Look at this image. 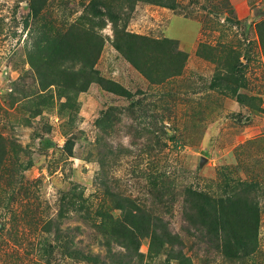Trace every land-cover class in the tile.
<instances>
[{
    "label": "rangeland",
    "instance_id": "1",
    "mask_svg": "<svg viewBox=\"0 0 264 264\" xmlns=\"http://www.w3.org/2000/svg\"><path fill=\"white\" fill-rule=\"evenodd\" d=\"M99 2L120 30L149 41L141 66L168 73L148 77L117 49ZM30 4L0 0V264H264V0H47L42 19L81 26L74 35L98 50L95 68L131 94L93 82L72 100L61 83L39 81L48 44ZM235 53L244 101L220 79ZM44 72L57 80L56 65ZM228 181L257 184L249 253L224 252L187 219V188L220 193ZM109 191L157 214L183 244L155 253L147 235L108 240L103 214H126Z\"/></svg>",
    "mask_w": 264,
    "mask_h": 264
},
{
    "label": "trees",
    "instance_id": "2",
    "mask_svg": "<svg viewBox=\"0 0 264 264\" xmlns=\"http://www.w3.org/2000/svg\"><path fill=\"white\" fill-rule=\"evenodd\" d=\"M47 0H31V11L39 20L34 22L35 31H39L40 38H44L48 44L46 46L44 55L47 57L45 65L40 64L35 68L39 81L47 84L61 83L59 86L67 92V96L72 100L71 91H84L87 89L89 84L93 82L100 83L104 88L111 92H115L124 96H130V92L121 86L119 83L103 77L99 71L95 68L98 50L92 48L91 43H86L85 39L81 37H75L74 32L82 30L81 26L73 25L66 30H61L53 21H44L41 17V11L45 8ZM100 3V2H99ZM163 3V2H162ZM175 6V2L169 3ZM103 8L98 7L95 15L96 16H107L115 23V39L114 43L124 55L127 57L136 67H138L145 75L153 78V73L156 72L157 68L153 65V68L145 66L143 68L140 61L143 60V55L146 51L145 45L149 41L143 42L144 36L139 34H133L128 31L120 30L118 27L117 14H111V7L107 3H100ZM45 18V17H43ZM46 19V18H45ZM264 23V22H262ZM259 34L261 39H264V30L259 27ZM52 37V38H51ZM39 38V39H40ZM100 46H98L99 48ZM84 51H81V50ZM70 59H66L67 53H76ZM80 52L84 55L82 60H78ZM232 60L228 57L224 62V74L220 79H225V86L220 83L219 85L224 86L232 91V95H236L241 101L246 98L241 95L239 89L244 87V83L240 82L237 77V63L240 61L239 54L235 53L232 55ZM64 60L66 63L70 60V68L74 61H79V67L70 71L65 70L60 66V63ZM159 60L163 61L162 58ZM81 61V62H80ZM147 63V60H143ZM156 63V61H154ZM160 62H158V65ZM56 65V79L51 80L45 77L46 74L44 69L49 66ZM75 65V63H74ZM151 69V71H150ZM157 73V72H156ZM166 73L168 71L166 70ZM166 73H157V75H164ZM221 74V73H220ZM236 75V76H235ZM45 79H49L53 82H44ZM163 77V76H162ZM160 80V79H158ZM59 81V82H58ZM61 81V82H60ZM233 83L230 85L229 83ZM216 85V84H215ZM73 94V93H72ZM250 100L252 96L248 97ZM66 149L69 154L73 153L74 141L68 138L66 141ZM166 174L160 173L157 176L160 177L161 187H165ZM153 177V174L151 175ZM225 188L220 193H211L204 190H198L193 188H187L184 191V197L187 205V219L197 226L203 228L204 233L208 238H214L217 245L220 246L222 243V250L229 253H249V248L253 245H257L255 242L257 239V231L260 224V195L257 189V184L247 182H237L235 186L231 183L225 182ZM109 195H113L112 198L117 208L125 211L126 214L122 218L114 219L111 214H103V227L107 239H115L117 242H137L139 236L147 235L152 239V252L157 253L162 246H169L173 248L176 245H182L183 241L179 234L172 233L167 225L163 223L162 219L156 214L153 220V214L146 211L145 207L139 206L136 201H133L128 196H124L119 193H113L109 191ZM161 199V198H160ZM75 204V203H74ZM82 207V206H81ZM109 243V242H108ZM232 248V249H231ZM229 249V251H228ZM176 253L182 254L181 248L173 249ZM184 257V256H183ZM184 262V260H181Z\"/></svg>",
    "mask_w": 264,
    "mask_h": 264
}]
</instances>
